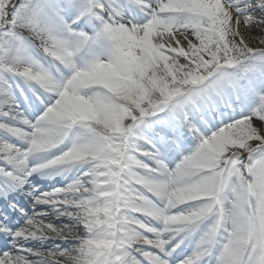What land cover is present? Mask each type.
<instances>
[{
	"label": "snow or ice",
	"instance_id": "obj_1",
	"mask_svg": "<svg viewBox=\"0 0 264 264\" xmlns=\"http://www.w3.org/2000/svg\"><path fill=\"white\" fill-rule=\"evenodd\" d=\"M0 264H264V0H0Z\"/></svg>",
	"mask_w": 264,
	"mask_h": 264
}]
</instances>
